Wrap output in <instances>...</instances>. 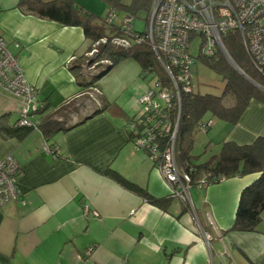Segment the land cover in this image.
<instances>
[{"label": "crops", "instance_id": "1", "mask_svg": "<svg viewBox=\"0 0 264 264\" xmlns=\"http://www.w3.org/2000/svg\"><path fill=\"white\" fill-rule=\"evenodd\" d=\"M16 2L0 0V36L36 88L41 111L32 119L76 125L50 135L33 129L22 138L0 136V158L12 154L20 165L23 200L0 205V264H264V211L255 230L232 228L240 190L259 173L192 187L196 218L178 197L161 207L120 185L107 169L155 197L171 194L148 154L128 139L125 126L137 99L130 108L127 100L113 101L115 107L81 122L87 91L79 90L67 64L86 49L81 27L24 14ZM21 105L0 89V117L12 123ZM216 125L218 145L210 156L223 141L249 143L264 135V103L253 99L234 125ZM45 144L57 145L56 155ZM202 230L210 234L208 243Z\"/></svg>", "mask_w": 264, "mask_h": 264}, {"label": "trees", "instance_id": "2", "mask_svg": "<svg viewBox=\"0 0 264 264\" xmlns=\"http://www.w3.org/2000/svg\"><path fill=\"white\" fill-rule=\"evenodd\" d=\"M104 2L108 8H115L118 14L129 13L133 20L139 11L148 13L151 0H129V2L104 0ZM16 7L24 14L54 20L61 25L81 27L87 41L86 49L67 62L81 92L98 91L99 87L96 83L99 78L110 71L114 64L125 58H132L139 63L141 75L149 76L150 74L151 77L156 76L163 81L167 80L164 70L160 65H156L158 59L148 44H138L129 40V37L116 23H106L104 18L97 21L93 12L88 11L76 0H17ZM123 39H127L128 45L122 42ZM222 41L236 66L229 64L219 50L211 56L198 55L205 66L220 73L224 84L220 94L195 91L182 93L175 158L179 167L186 168V163H188L195 168L190 173L192 182L203 175L211 183H216L220 178L258 172V176L240 190L232 224L234 229L255 230L261 220L262 211H264V135L257 136L249 143L223 141L218 152L204 161H197L199 154L192 152L199 120L213 117L234 125L251 100L255 99L264 103V70L256 67L242 45L238 33L227 32L223 35ZM86 68L89 71H86ZM110 107H115V104L101 98L100 106L94 108L81 122ZM39 111H41L40 105L35 113ZM136 116L137 111L129 117L127 122L134 118L137 120ZM17 118L9 123L7 115H1L0 136L2 138H22L33 129H39L44 135H50L76 125L63 124L51 116L38 119L35 125H19ZM137 127L141 128V124L138 123ZM125 129L131 142L134 136L139 134L126 127ZM145 152L155 165L152 155ZM106 174L123 187L143 196L153 205L163 207L170 198L175 197L173 194L155 197L117 171L107 169ZM182 203L184 209H188V205Z\"/></svg>", "mask_w": 264, "mask_h": 264}, {"label": "built area", "instance_id": "3", "mask_svg": "<svg viewBox=\"0 0 264 264\" xmlns=\"http://www.w3.org/2000/svg\"><path fill=\"white\" fill-rule=\"evenodd\" d=\"M145 29L133 30L132 16L124 12L118 14L115 8H108L107 22L117 21L129 40L148 43L156 53V58L165 68L169 80L154 78L137 99V120L130 119L126 128L134 133L132 144L136 150H145L155 159V166L171 194L188 205L196 218L190 189L203 188L211 183L204 175L192 182L190 173L195 170L186 163L179 167L175 160L178 116L174 117L173 108L180 110V94L192 91L193 74L191 66L195 59L190 52V43L200 39L199 54L213 55L216 50L224 54L232 63L223 44L227 32L238 33L242 45L259 70H264V0H151ZM123 42L128 44L127 39ZM9 43L0 36V89L19 99L21 108L17 114V124L35 125L38 100L36 88L28 82L18 64V54L12 53ZM11 45L18 47L16 41ZM141 124V128L137 124ZM213 123V117L198 121L197 128L206 132ZM44 149L56 155L58 146L45 144ZM20 165L12 154L0 158V205L20 199L18 175ZM222 178L219 179V181ZM23 202V200H21ZM87 212V204L83 206ZM97 215L96 210H91ZM209 224H212V220ZM208 243L210 234L202 230ZM91 248H87L88 254Z\"/></svg>", "mask_w": 264, "mask_h": 264}, {"label": "rangeland", "instance_id": "4", "mask_svg": "<svg viewBox=\"0 0 264 264\" xmlns=\"http://www.w3.org/2000/svg\"><path fill=\"white\" fill-rule=\"evenodd\" d=\"M76 1H78L82 6H84L88 11L93 12V14L95 15V19L97 21L104 18L106 23L113 22L119 25L117 21L107 22L106 20L107 16L105 15L108 10V7L106 6L104 0H76ZM124 1L129 2V0H124ZM149 11L150 10H148V13ZM148 13L146 14V12L144 11H139L138 14L133 18L132 25L134 30L143 31L145 29ZM199 46H200V39L198 38H195L190 43V52L195 59L193 65L191 66V70L194 78L192 80V84H193L192 91L198 93L208 92L213 94H220L223 88L224 81L220 73L205 66L202 63V61L198 58ZM93 51H95V49H93ZM154 54L155 56H157L155 52ZM222 56L229 64L232 65L230 60L224 54H222ZM156 65L157 66L160 65V67L164 70V75H166V79L169 80V76L159 60L156 63ZM87 69L88 68H86L85 70L89 71V69L88 70ZM140 70L141 69L139 63L132 58H125L119 61L118 63L114 64L111 70L108 71L106 74H104L102 77H100L99 80L97 81L96 84L99 87V90L98 91L90 90L88 93H85V95L83 96L85 103L81 102L80 104V107L83 108L82 109L83 111L81 110V113L85 111L88 114L91 111H93V109L96 106L98 107L99 104H101V98L108 100L110 103L116 101L119 105H123V102L127 100L128 103L124 106L128 108L132 107L133 103L135 104L136 102L135 100L138 99L140 93H143L149 86L154 85V78L156 77V76L151 77L150 74L149 76H143L141 75ZM139 89H142V91L137 95ZM184 93H189V92H184ZM181 99L182 98L180 96V108H181ZM172 111L174 117H177V114L179 112V116H178L179 119L178 128H179L180 115H181L180 110L179 108H173ZM217 122L218 120L216 118H213L212 126L208 129L207 132H203L198 129V131L195 133L194 146L192 152L194 154H199L198 157H201L199 159H196L197 161L202 160L204 156L205 158H208L212 153L210 152V150L213 149L214 151V147L218 145L217 138L215 139L212 136L215 132L214 130L216 129L215 127L217 126L216 125ZM213 128L215 129L213 130ZM205 146L206 149L204 151L203 149Z\"/></svg>", "mask_w": 264, "mask_h": 264}, {"label": "clouds", "instance_id": "5", "mask_svg": "<svg viewBox=\"0 0 264 264\" xmlns=\"http://www.w3.org/2000/svg\"><path fill=\"white\" fill-rule=\"evenodd\" d=\"M211 126H212V125H211ZM211 126H210V127H211ZM210 127H209V128H210Z\"/></svg>", "mask_w": 264, "mask_h": 264}]
</instances>
